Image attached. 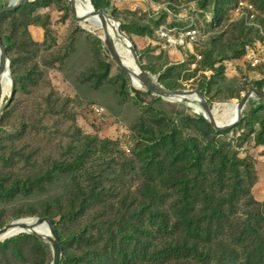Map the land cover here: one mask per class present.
I'll list each match as a JSON object with an SVG mask.
<instances>
[{"label":"rangeland","instance_id":"obj_1","mask_svg":"<svg viewBox=\"0 0 264 264\" xmlns=\"http://www.w3.org/2000/svg\"><path fill=\"white\" fill-rule=\"evenodd\" d=\"M240 1L253 5L254 18L240 17ZM91 3L121 23L145 70L167 88L201 89L213 108L264 91V0ZM183 22L206 38L194 51L157 36ZM88 24L68 0H28L1 15L12 89L0 116V228L52 218L63 238L60 264H204L188 253L200 243L187 233L192 211L204 229L218 217L211 242L234 246V263L252 253L248 264H264V98L250 97L242 120L217 131L198 101L137 87L103 29ZM150 178L162 179L159 197L140 191ZM53 258L40 236L0 238V264Z\"/></svg>","mask_w":264,"mask_h":264},{"label":"water","instance_id":"obj_2","mask_svg":"<svg viewBox=\"0 0 264 264\" xmlns=\"http://www.w3.org/2000/svg\"><path fill=\"white\" fill-rule=\"evenodd\" d=\"M14 1L15 3L10 6L0 7V15L8 12H13L28 3V0H19V2H16L17 0ZM89 1L91 2V0ZM68 3L72 10V14L77 21H84L89 17L87 15L78 16L76 9V0H68ZM91 15L92 16L95 15L100 18L102 22V28L104 31V41L115 63L123 72L127 73L130 77H136L144 81L148 90L160 94L166 98L186 99V98H193L195 96H199L207 112V114L205 115L206 119L213 125V127L217 131H226L228 129H231L242 120V111L250 97H252L253 95H257L259 97L264 98L263 90L256 87L251 88L243 95L241 100H239V102L237 103L238 114L235 120L225 125H220L215 119L213 113L214 108L211 106L206 94L201 89L172 90L167 88L165 85L159 82L156 76L149 74L145 70L141 60H139V56L137 54L135 44L132 42L131 38L121 29L120 22H118L114 17L108 15V13L104 9L96 10L94 6ZM116 23L118 24V30H119L117 32V36L119 38L126 40V43L129 45L133 54L134 62L136 64V69L129 68L123 63V60L121 59L118 53V48L116 47L114 37L110 35L109 26L115 29ZM10 65L11 62L8 58L6 45L4 44L0 36V116L2 114L1 105L3 98V87L1 85V78L6 68L8 69L10 68ZM44 224L48 227L50 231L51 236L48 242L51 243L54 252V258L51 264H60L62 260L61 236L56 228L54 220L50 217H34V218L18 219L12 221L8 223L6 226L0 228V238H2L5 234L9 233L10 231L16 230L18 231L17 234L20 233L32 234V235L40 236L45 241V238L42 236V233L38 230V228Z\"/></svg>","mask_w":264,"mask_h":264},{"label":"bare ground","instance_id":"obj_3","mask_svg":"<svg viewBox=\"0 0 264 264\" xmlns=\"http://www.w3.org/2000/svg\"><path fill=\"white\" fill-rule=\"evenodd\" d=\"M76 9L78 16L87 15L89 16L86 21L89 23L87 28H102V22L98 16H92L93 6L92 3L89 0H76ZM81 27V26H80ZM118 24H115V29L109 26V32L112 37L117 36L118 32ZM100 34V33H99ZM104 34V33H103ZM118 53L123 60V63L128 66L129 68L136 69V64L133 59L132 51L129 47V45L126 43L125 47L120 49L118 48ZM133 83L141 89H147L145 82L136 78L131 77ZM1 85L3 87V96H6L10 93L12 89V72H11V65L10 68H6L5 72L2 75L1 78ZM192 99L198 101L200 104H202L201 98L199 96H195ZM187 101V99H186ZM190 102V101H189ZM237 103L235 101H231L229 103H219L214 107L213 113L215 116V119L220 125H225L227 123L232 122L235 120L238 114V108ZM203 105V104H202ZM207 114V112H206ZM38 230L42 233V236L45 238V241L48 242L50 240V231L48 227L44 224L38 228ZM18 231L12 230L9 233L5 234L2 238H7L14 236L17 234Z\"/></svg>","mask_w":264,"mask_h":264},{"label":"trees","instance_id":"obj_4","mask_svg":"<svg viewBox=\"0 0 264 264\" xmlns=\"http://www.w3.org/2000/svg\"><path fill=\"white\" fill-rule=\"evenodd\" d=\"M10 13V12H8ZM6 14V13H4ZM3 15V14H1ZM0 15V18H1ZM142 158V156H141ZM144 158H142L141 160H143ZM155 167L159 168L160 165L159 163L156 162L155 160ZM161 169V168H159ZM161 174L165 173V171L163 169H161ZM151 180L145 181L141 184L140 187V191L143 194L146 195H154L155 197H159L160 196V189H159V185L162 184V179L160 178H156L155 180L153 178H150ZM153 179V180H152ZM163 185H166V181L163 180ZM264 206V205H263ZM191 207L194 208L193 205H191ZM192 208V210H193ZM190 218V222H189V231L187 232L189 235L194 234V232H197L199 235V240L200 243L198 245H196L198 247V250L193 251V253L191 251H189L188 253H190L189 255L192 256V258L194 260H204L205 263L204 264H236L234 263V257H238L239 252L236 251V249L234 248V246L229 245V244H225L223 242L219 243V244H213L211 242V231L214 230V225L220 224L217 220V216L213 215L211 216V222L208 224L207 229L202 227V224H198L197 221L195 220V216H192V211L188 213L187 215ZM209 228V229H208ZM223 229V228H222ZM204 234L207 237H204ZM23 235V234H22ZM26 235V234H25ZM203 236V237H202ZM197 238V237H196ZM207 238V239H205ZM63 238L61 237V240ZM187 241H190V238L187 239ZM186 248V250H188V246L187 247H183ZM242 252L244 253V257L246 256V253L249 254L250 251L248 250L247 247H244L242 249ZM262 253H258V258L259 259H263L264 257L261 255ZM250 256L252 258V253H250ZM251 258H246L244 259L245 262L244 264H248L249 261L251 260Z\"/></svg>","mask_w":264,"mask_h":264},{"label":"built area","instance_id":"obj_5","mask_svg":"<svg viewBox=\"0 0 264 264\" xmlns=\"http://www.w3.org/2000/svg\"><path fill=\"white\" fill-rule=\"evenodd\" d=\"M253 12L254 7L251 3L243 1L238 3L237 13L240 15V17L244 16L247 18H254L255 14ZM183 17L186 18L185 16ZM156 33L158 38L165 43L166 47L173 50L183 48L194 51L198 46L202 45L206 39L203 36L202 31L194 22H183L182 26H161L157 29ZM197 56L203 58V56L199 53H197Z\"/></svg>","mask_w":264,"mask_h":264}]
</instances>
